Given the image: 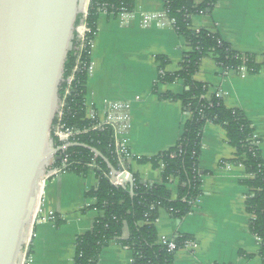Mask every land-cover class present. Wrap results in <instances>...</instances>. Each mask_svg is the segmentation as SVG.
I'll list each match as a JSON object with an SVG mask.
<instances>
[{
	"label": "crops",
	"instance_id": "crops-1",
	"mask_svg": "<svg viewBox=\"0 0 264 264\" xmlns=\"http://www.w3.org/2000/svg\"><path fill=\"white\" fill-rule=\"evenodd\" d=\"M166 0H133L134 18L127 24L113 12H101L91 42L92 72L85 86V115L94 110L97 118L105 115L106 103L130 104L131 126L126 135L130 152L149 159L177 143L187 120L180 100L161 99L159 94L180 95L182 81L159 82V61L164 57L167 72L178 70L186 41L170 25L152 22L141 25L140 13L161 12ZM201 0H195L199 3ZM195 29L218 33L238 53L251 54L262 65L257 74L223 71L215 61L203 58L194 78L208 86V94L221 95L224 104L244 112L253 127L264 159V0H219L210 13L191 18ZM220 125L206 123L201 133L199 169L202 193L182 218L160 210L154 222L158 243L187 237L195 247L178 249L173 264H264L256 255L260 241L249 231L246 212L247 174L242 165H221L232 157ZM142 182L161 181V166L150 162L129 163ZM97 177L66 172L49 179L44 187L43 208L56 213L53 222L39 223L29 246V264H72L78 236L89 230L99 216L85 192L94 188ZM171 195L176 183L168 185ZM249 254L247 257L241 252ZM132 252L110 241L99 253L97 264H131Z\"/></svg>",
	"mask_w": 264,
	"mask_h": 264
},
{
	"label": "trees",
	"instance_id": "trees-1",
	"mask_svg": "<svg viewBox=\"0 0 264 264\" xmlns=\"http://www.w3.org/2000/svg\"><path fill=\"white\" fill-rule=\"evenodd\" d=\"M219 0H166V15L174 19L176 32L184 38L188 51L175 72H167L164 67L167 60L159 61V82L174 83L182 81L184 91L180 95L170 92L159 94L161 99L180 100L187 120L183 124L181 135L172 148L149 159L140 158L139 163L150 162L161 168V181L147 184L128 165L133 177V185L115 186L111 182V170L107 163L95 156L91 148L98 150L110 165L118 170V164L112 154V129L91 130L94 122L87 119L84 108L85 86L88 78L86 66L90 62V43L96 33L98 15L106 8L116 12L120 8L132 10L133 0H89L86 24L90 31L85 35V48L78 53L75 49L76 34L71 39L70 48L63 64L59 85V100L64 99L62 123L76 130L89 129L78 135L71 143L86 145L68 147V170L78 175L93 171L97 184L85 192V198L93 203L85 209H95L100 214L89 230L78 236L74 244L72 264H97L103 247L110 241L127 247L132 252L131 264H173L174 252L167 244L158 243L154 222L159 209L166 210L171 216L182 218L191 211L190 201H195L202 193V172L199 169L201 152V133L206 123L220 125L227 143L233 148V154L221 165L231 163L242 165L247 174L243 184L248 188L245 197L246 212L250 216L249 231L260 241L256 255L264 260V159L253 137V127L243 111L227 107L221 95L208 94V86L194 78L203 58L210 57L223 70H236L245 67L250 74L260 72L262 65L251 54L238 53L232 49L220 34L205 29H195L191 18L210 13ZM79 14L74 27L81 21ZM89 52V53H88ZM78 54L79 59H77ZM72 76L70 84L67 83ZM67 90V93H65ZM56 119H53L54 126ZM51 139L57 146L59 143ZM57 165L61 160L56 161ZM177 178V192L173 197L168 188L171 180ZM132 192V193H131ZM187 237H176L172 241L181 246ZM247 257L251 256L240 253Z\"/></svg>",
	"mask_w": 264,
	"mask_h": 264
},
{
	"label": "water",
	"instance_id": "water-1",
	"mask_svg": "<svg viewBox=\"0 0 264 264\" xmlns=\"http://www.w3.org/2000/svg\"><path fill=\"white\" fill-rule=\"evenodd\" d=\"M88 0H0V264H20L50 158L63 64ZM86 145L67 143L62 148ZM111 182L133 185L102 154ZM132 193V192H131ZM29 253V247L26 250Z\"/></svg>",
	"mask_w": 264,
	"mask_h": 264
},
{
	"label": "built area",
	"instance_id": "built-area-1",
	"mask_svg": "<svg viewBox=\"0 0 264 264\" xmlns=\"http://www.w3.org/2000/svg\"><path fill=\"white\" fill-rule=\"evenodd\" d=\"M89 0L87 1V5L84 9V11L81 13V21L80 23L75 27V34H76V45L75 49L80 52L85 48V35L89 33L90 29L86 24V17H87V8H88ZM103 12H108L106 8L102 9ZM117 17L121 20L123 24H127L129 21H131L135 13L133 11H127L124 8H120L118 11L113 12ZM140 19H141V25L147 26L152 22H157L159 25H170L174 27L175 21L174 19L169 18L166 15L165 10L163 9L161 12H152V13H140ZM91 48V43H90ZM89 53V52H88ZM77 56V59H79V55ZM88 75L92 72V66L89 62L86 66ZM239 73H247V69L245 67H240L236 69ZM162 71H159V75H161ZM72 80V76L68 78L67 83L70 84ZM67 93V90L66 92ZM63 106H64V99L59 101L58 108L56 110L54 118L56 119V122L54 126H51L50 129V142L51 147L53 148H61L57 155L59 156V159L61 160V164H56L55 156L49 159L48 164L45 168L44 173L40 177L39 180V193H38V204L35 209L34 215L32 217V224L30 227V231L28 233L27 239L25 241V244L23 246L22 250V260L20 264H29L30 257L29 253L26 252L28 247L30 246L31 240L34 237V227L38 225L39 223H45V222H53L56 220V213L52 209L45 210L43 208V192L46 182L51 179L52 177L59 175L61 173H66L68 170V154L65 152L67 148H62L65 144L71 143L72 140H74L78 135L86 133L89 131V129L84 130H76L73 128L65 127V125L62 123V115H63ZM87 119H90L94 122L93 127H91V130H104L105 128H111L112 129V142L110 144L112 149V154L114 158L117 161L118 164V170L116 177L120 176L121 174H125V177L131 175V173L127 170L128 165L130 162L134 160L140 159L139 157H135L129 150L128 144H127V138L126 135L130 129L131 126V117H130V104L127 102H121V101H113L110 103H106L105 107V115L102 120L97 118V115L95 111L92 109L89 111L88 115H85ZM51 133L53 135V138L59 143V146L53 142V139H51ZM254 137V136H253ZM255 138V137H254ZM256 139V138H255ZM258 145V141H255ZM96 156V155H95ZM228 166V164H226ZM162 167V164H161ZM175 182L177 184V178H173L170 182ZM113 185L120 186L121 181L116 180L113 182ZM191 205L193 206L196 203L195 201H190ZM89 206V205H87ZM159 210H163L160 208ZM258 239V238H257ZM259 240V239H258ZM167 244V247L170 251H173L174 253L180 249H190L195 247V245L187 240L183 243L181 246H177L172 239L171 240H163L160 242V244Z\"/></svg>",
	"mask_w": 264,
	"mask_h": 264
},
{
	"label": "rangeland",
	"instance_id": "rangeland-1",
	"mask_svg": "<svg viewBox=\"0 0 264 264\" xmlns=\"http://www.w3.org/2000/svg\"><path fill=\"white\" fill-rule=\"evenodd\" d=\"M170 185V184H169Z\"/></svg>",
	"mask_w": 264,
	"mask_h": 264
}]
</instances>
